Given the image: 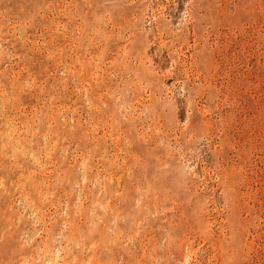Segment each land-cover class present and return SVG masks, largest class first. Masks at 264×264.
Masks as SVG:
<instances>
[{
	"label": "rangeland",
	"instance_id": "obj_1",
	"mask_svg": "<svg viewBox=\"0 0 264 264\" xmlns=\"http://www.w3.org/2000/svg\"><path fill=\"white\" fill-rule=\"evenodd\" d=\"M0 264H264V0H0Z\"/></svg>",
	"mask_w": 264,
	"mask_h": 264
}]
</instances>
